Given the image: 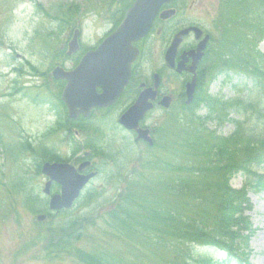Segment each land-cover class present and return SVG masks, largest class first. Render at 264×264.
<instances>
[{
	"label": "rangeland",
	"instance_id": "374dc122",
	"mask_svg": "<svg viewBox=\"0 0 264 264\" xmlns=\"http://www.w3.org/2000/svg\"><path fill=\"white\" fill-rule=\"evenodd\" d=\"M110 1L105 0V3L108 4ZM219 2L220 0H188V13L185 18L188 21L202 23L206 27L215 17L217 10L219 13L216 16L220 15L222 9ZM96 5L101 7L104 3H101V0H0V135L5 143L26 141L28 147L31 146L36 154H41L44 148H53L60 157L64 158L69 154V141L64 132L52 130L50 133L47 132L54 126L55 117L51 106L41 102L45 93L43 90L45 77L37 76L34 69L38 72L45 71L58 62L53 58V49L63 47L74 27L81 30L80 44L91 46L97 39L103 37L110 23L107 18L92 12ZM63 13L72 19L68 25H63L60 19H55ZM259 28H264V24ZM258 34L248 38L250 47L246 42L240 50L234 51V55L229 59L231 63L229 68L233 73H246L248 78L251 76V79L261 80L262 90L258 89L257 93L255 89L252 90L248 99L253 100L257 105L259 115L260 107L262 108L261 112L264 116V37L260 39ZM216 38L217 33L215 40ZM161 49L162 44L159 41L153 42L149 52L146 53L149 55L145 65L146 72L157 67ZM71 64V61L67 62L66 66L70 67ZM233 73L223 70L219 73L220 77L207 83L204 90L223 100L238 98L242 94L238 95V93L246 87L244 83L248 84V80ZM227 76L231 78L228 79ZM173 85L170 84L171 87ZM28 95L35 98L36 102ZM246 103L245 101L240 103L241 113L235 116L238 119L243 120L246 115ZM204 112L205 108L200 107L197 110V114ZM228 112L231 113L230 109ZM111 114L114 117L113 112ZM174 116V111H154L149 115V121L153 127L159 129L169 126ZM253 116L257 118L256 115ZM184 119L188 121L187 117ZM106 122L108 128H103L102 133L98 134L96 144L106 153L96 154L91 161L101 162L104 158L106 161H112L109 155H115V164L119 168L108 175L103 172L97 175L90 183L95 190L92 197L87 200V204L79 201L75 208L65 214L69 219L80 216L85 221L89 218L97 222L96 228L91 230L92 236L88 240L76 243L85 248L93 244H99L101 247L109 246L107 243L109 233L105 226L109 222L104 219L119 197L113 202L112 198L130 178H134L132 173H138L142 168L145 170L142 163L150 155L144 153L146 149L143 143L134 142L131 133L124 132L120 128L112 129L115 120H105L100 123ZM204 124L211 129H217L222 135L234 129L230 123L217 126L214 121H206ZM75 138L82 137L75 136ZM12 149L9 155L3 153V149L0 150V171L5 172L8 180L13 175L17 178L23 175L30 181L31 189L33 185L34 191L38 190L39 193L45 180L43 175L36 176L34 172L32 153L16 150L15 147ZM229 183L232 187L239 188L243 183L242 177L240 174L234 176ZM7 188L0 186V264H75L66 254L53 259L43 250L45 242L58 235L60 226L64 224H62L64 216L55 214L38 223L35 220L38 213L34 210L39 209L41 203L29 209L23 203L22 195L11 197ZM249 196L253 208L247 212V215L250 218L252 231L248 239L237 248L238 252L246 256L252 264H264V187ZM109 232L115 235L113 230Z\"/></svg>",
	"mask_w": 264,
	"mask_h": 264
},
{
	"label": "trees",
	"instance_id": "16d2710c",
	"mask_svg": "<svg viewBox=\"0 0 264 264\" xmlns=\"http://www.w3.org/2000/svg\"><path fill=\"white\" fill-rule=\"evenodd\" d=\"M239 2L235 27L225 28L223 54L217 61L220 67H231L234 51L246 42L250 47L248 38L257 33L260 39L264 37V28H259L264 24V0ZM234 73L248 78L246 73ZM248 80L251 85L246 97L261 87L260 79L250 76ZM45 88L50 92L48 85ZM240 99L222 101L204 95L200 100L208 108L204 116L192 112L182 124L174 119L172 137L166 132L168 137L158 140L142 163L145 170L126 182L104 219L116 232L120 247L102 250L77 245L86 236L87 227L83 231L79 220L71 219L62 223L54 239L46 241L45 253L55 258L66 254L75 264H250L237 247L248 239L244 231L251 227L244 215L252 207L247 191L264 185V116L258 114L254 101L247 99V119H228V109L241 113ZM216 118L223 120L220 124L231 120L235 130L223 136L204 124ZM20 145L28 147L26 142ZM7 146L0 135V147L8 151ZM28 148L34 154V149ZM41 158L61 159L49 152ZM39 165L37 160V172ZM239 172L244 184L236 190L228 180ZM22 183L16 186L19 192H24ZM214 254H220L221 261Z\"/></svg>",
	"mask_w": 264,
	"mask_h": 264
},
{
	"label": "water",
	"instance_id": "95a60500",
	"mask_svg": "<svg viewBox=\"0 0 264 264\" xmlns=\"http://www.w3.org/2000/svg\"><path fill=\"white\" fill-rule=\"evenodd\" d=\"M166 1L170 0H135L133 6L126 11L121 25L102 41L97 50L81 57V61L71 71L63 70L61 67L52 70L55 79H64L67 82L61 99L71 117H75L78 113L86 115L94 106H105L114 102L128 80L130 63L136 58L137 49L131 45V42L145 36L158 7ZM76 33L69 44L70 52L76 47ZM175 45L174 40L171 51L174 50ZM96 86H100L104 92L100 95L96 94ZM191 94L192 88L187 93L188 101L192 98ZM138 107L136 105L130 108L119 122L127 129H135L138 138H144L146 130H138L136 127L138 119L149 107L140 106V103ZM78 168L82 169L80 166ZM42 172L49 178L44 191L53 180L61 185L62 194L55 195L51 199V209L69 207L91 177L90 174L86 176L79 174L76 168L67 163L46 162L42 165ZM38 219L42 220L44 216H38Z\"/></svg>",
	"mask_w": 264,
	"mask_h": 264
},
{
	"label": "flooded vegetation",
	"instance_id": "af4514ba",
	"mask_svg": "<svg viewBox=\"0 0 264 264\" xmlns=\"http://www.w3.org/2000/svg\"><path fill=\"white\" fill-rule=\"evenodd\" d=\"M133 3V0H131ZM188 0H174L170 4L163 5L159 8V11H163L166 9H173L176 11L175 14L171 15L165 20H162L159 18V16H156V19L153 21V26L146 36L145 39L139 41L136 43L139 48V57L132 64V73L130 80L124 87V92L119 96L118 101L109 107L105 108H95L90 112V115L86 118L88 119H94L95 117H101L104 116L107 112H111V110H121L125 111L128 106H130L135 99L137 98L138 94L142 92L143 90H146L148 88H153L155 83V78L153 77L154 74H157L159 77V82L156 87L157 95L155 97V101L153 102V109L160 110V100L164 96H169L172 99V103H181L185 100V84L195 76L196 77V86L197 82L199 81V78L202 76L203 71L206 68V63L209 58V50L211 48V40L212 35L208 29V27H205L202 23H198L195 21H188L185 16L188 13L187 7L189 4H187ZM116 1V4L118 7H115L112 11V18H115V20H118L121 16H123L124 11L131 5L128 4L125 6L124 2ZM189 26H196L199 29H201L202 33L200 34V37H196V33L190 31V33L183 37L180 41L179 47L176 52V56L174 58V63H177L181 60L182 53L187 52L193 49H196L200 41L208 35V41L206 44L205 49L203 50L202 57L196 61L193 62L192 56H184V69L180 73H175L174 70L168 69L167 66H165L164 63V52L166 48L168 47L171 39L173 36L178 32L180 28ZM162 44V47H165L163 52L161 53V65L158 67V69L155 68V70L151 74L146 73V66L141 63V56L140 53H145L146 47H149L153 44V42ZM163 42V43H162ZM194 67V68H193ZM193 68V69H192ZM172 82V83H170ZM174 83V85H173ZM170 84L173 86L171 87ZM177 90V91H176ZM152 109V110H153ZM77 119L81 120L82 117L79 116ZM142 127H150L148 125V122L145 120H142L140 123ZM151 128V127H150Z\"/></svg>",
	"mask_w": 264,
	"mask_h": 264
}]
</instances>
